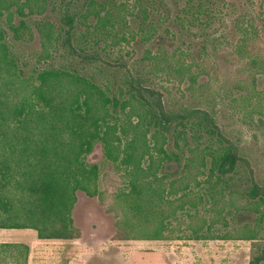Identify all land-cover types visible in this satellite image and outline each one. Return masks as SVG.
I'll use <instances>...</instances> for the list:
<instances>
[{
    "label": "trees",
    "instance_id": "16d2710c",
    "mask_svg": "<svg viewBox=\"0 0 264 264\" xmlns=\"http://www.w3.org/2000/svg\"><path fill=\"white\" fill-rule=\"evenodd\" d=\"M8 1L0 0V16L6 11L10 27L19 33L26 28V21L22 19L19 26H14L11 8L17 5L18 14L26 16L23 6L28 4L32 9L40 0H26L25 4ZM119 1L80 0L79 7L63 10V24L39 22L43 58H50L60 42L75 54L71 42L76 22L81 19L84 24L95 21L96 45L109 38L121 45L122 40L117 37L123 35L121 38L126 39L125 28L130 27L127 14L140 19L141 23L134 24L145 38L152 40V25L147 20L156 9V0H137L135 6ZM213 6H217L213 0H199L195 5L194 0H188L184 11L199 21L202 14L212 15ZM253 18L251 29L245 30L242 48L260 55L262 50L256 44L260 32ZM148 24L150 27L145 29ZM129 32L134 38L133 31ZM105 45L102 51L107 54L109 45ZM82 51L89 57L85 61L101 62L94 48ZM206 66L210 67L208 60ZM77 67L49 65L26 72L0 26V229L35 230L40 240L79 239L82 232L75 222L74 210L78 193L83 192L97 198L108 213L115 215L119 240L171 239L176 232L173 221L197 207L190 197V182L186 181L192 175L189 167L183 168L187 171L182 169V180L174 178L183 158L166 147L172 122L184 128L191 125L198 141L207 137L209 145L189 149L191 155L185 159L186 166L198 168L199 174L208 169L205 183L211 184L216 178L211 184L214 189L219 185L227 187L225 176L237 170L240 156L236 145L225 139L206 111L189 113L197 117L195 121L187 118V113L176 116L165 112L160 93L145 87L147 77L142 74L130 73L125 82L127 89L119 86L117 94L116 87ZM178 133L187 146L186 133ZM98 143L103 144L106 157L122 177V187L114 192L101 188L99 166L87 162V155L93 153ZM195 186L203 185L197 181ZM256 191L252 187L248 192L250 199L256 197ZM199 200L204 198L200 196ZM258 202V207L252 209L259 211L264 197ZM263 216L264 213L261 219ZM205 224L206 221L198 227L191 225L192 235L188 238L250 241L259 234V228L246 224L236 234L221 235L211 232L214 222L207 230ZM29 254L30 246L25 243H0V264H28Z\"/></svg>",
    "mask_w": 264,
    "mask_h": 264
},
{
    "label": "rangeland",
    "instance_id": "374dc122",
    "mask_svg": "<svg viewBox=\"0 0 264 264\" xmlns=\"http://www.w3.org/2000/svg\"><path fill=\"white\" fill-rule=\"evenodd\" d=\"M12 1L26 2H8ZM122 1L130 6L138 5L137 0ZM187 2L155 1L156 9L150 12L147 20L152 25L150 41L134 24L141 23L140 19L128 14L125 17L130 27L125 28L126 39L121 38L123 35L117 37L122 40L121 45L111 38L96 45L94 35L98 30L94 28L95 21L89 20L84 24L81 22L83 19L78 20L71 42L75 54L60 42L52 50V56L46 59L42 55V37L37 24L44 20L63 24L62 16L66 12L63 10L79 7L80 0H40L39 5L32 9L28 4L23 6L26 16H20L18 6L14 5L11 8L14 26H19L22 19L26 21V28L19 33L10 27L6 11L0 16V26L6 31L7 41L26 72L49 65L78 66L96 75L99 81L116 87L117 94L119 86L127 89L125 82L130 73L142 74L147 77L145 87L160 93L165 112L176 116L190 115L193 111L208 112L225 139L236 145L240 156L237 170L225 176L227 187L219 185L217 189L212 188L216 178L211 184L205 183L208 169H204L205 174H199L198 168L191 164L186 166L188 159H185L191 155L189 149L209 145L207 137L203 136L198 141L193 137L195 131L191 125L184 128L173 121L166 147L183 158L174 178L182 180V169L189 167L192 175L186 181L190 182V197L197 207L190 208L189 214H179V220L173 221L176 232L171 234V239L119 240L114 226L115 215L108 213L97 198L79 192L74 210L75 222L82 232L79 239L40 240L35 230L0 229V243L30 246L28 264H264V216L261 219L264 204L259 211L252 209L257 208L256 204L264 197V0H213L217 3L216 7L213 6L215 11L210 17L200 15L199 21H194L184 11ZM198 2L194 0V5ZM251 17H254L260 32L256 41L262 50L260 55L242 48L246 42L245 30L251 29ZM144 27L147 29L150 25ZM131 30L134 38L129 32ZM105 44L109 45L107 54L102 51ZM82 48L87 52L94 48L100 54L101 62L85 61L84 58L89 57L85 56ZM206 60L210 67L206 66ZM187 118L191 121L197 119L192 115ZM180 131L186 133L187 146L179 136ZM87 162L99 166L102 189L109 188L108 191L114 192L122 187L120 171L106 157L102 143L87 155ZM197 181L202 182L201 188L195 186ZM252 187L258 189L254 199H250L248 193ZM200 196L204 198L202 202ZM205 221V230L214 222L211 232L221 235L228 232L236 234L246 224L259 228V234L250 241L189 239L192 235L190 226L198 227ZM259 257L260 261L255 262Z\"/></svg>",
    "mask_w": 264,
    "mask_h": 264
}]
</instances>
